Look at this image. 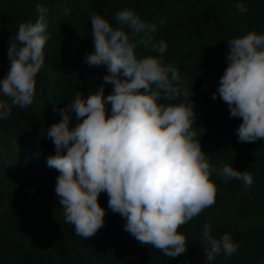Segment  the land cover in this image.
Here are the masks:
<instances>
[{
    "label": "trees",
    "instance_id": "obj_1",
    "mask_svg": "<svg viewBox=\"0 0 264 264\" xmlns=\"http://www.w3.org/2000/svg\"><path fill=\"white\" fill-rule=\"evenodd\" d=\"M237 3L247 12H239ZM37 4L48 9L50 39L35 78L34 101L23 109L13 107L10 116L0 120V264H264V140L239 142L236 130L242 118H231L217 93L227 67V42L249 32L264 35V0H0V79L10 67L8 43L15 42L22 22L38 19ZM125 8L156 25L150 33L153 44L161 39L168 44L163 60L179 69L184 86L194 94L189 97L195 102L193 129L209 162L253 176V184L245 188L240 180L227 181L212 173L216 203L178 228L186 237L187 251L176 258L141 245L124 231L126 220L108 208L106 193L98 197L106 213L104 226L90 238L75 235L74 226L64 223L54 191L60 173L47 166V157L55 155L47 128L61 121L53 108H65L77 92L84 99L95 94L107 74L104 66L83 62L85 54L94 51L90 16L98 14L118 27L115 14ZM135 54L160 55L143 45ZM112 87L105 85V97ZM161 102L177 104L184 99ZM105 107L110 115L111 106ZM75 124L73 116L69 129ZM205 224L218 240L230 233L239 245L237 252L206 261Z\"/></svg>",
    "mask_w": 264,
    "mask_h": 264
},
{
    "label": "clouds",
    "instance_id": "obj_2",
    "mask_svg": "<svg viewBox=\"0 0 264 264\" xmlns=\"http://www.w3.org/2000/svg\"><path fill=\"white\" fill-rule=\"evenodd\" d=\"M235 8L241 13L248 10L242 3ZM36 12L35 23L22 22L15 42L8 43L10 67L0 79V95L8 99H0V120L7 119L13 107L23 109L34 101L35 78L50 39L48 9L37 4ZM114 18L118 27L98 14L90 16L94 51L86 53L83 62L104 66L107 74L95 94L84 99L77 92L65 108H53L61 121L47 128L55 150L47 157V166L60 173L54 191L64 223L74 226L75 235L90 238L104 226L106 213L98 197L106 193L108 208L126 220L124 231L141 245L176 258L187 251L186 237L178 228L216 203L212 173L227 181L240 180L245 188L253 184V176L227 164L217 168L207 159L193 129L195 102L189 97L194 94L184 86L179 69L163 60L168 44L163 39L152 43L150 33L156 25L127 8ZM227 44V67L217 93L230 117L242 118L238 141L264 140V35L249 32ZM140 45L160 55L138 58L135 50ZM106 84L113 87L105 97ZM217 93L212 94L213 101ZM181 97L184 102H161ZM106 105L111 106L110 115ZM73 116L76 124L69 129ZM210 232L211 226L205 224L206 261L237 252L239 245L230 233L218 240Z\"/></svg>",
    "mask_w": 264,
    "mask_h": 264
}]
</instances>
